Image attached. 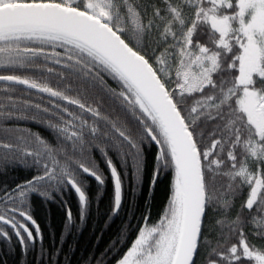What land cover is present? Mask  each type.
Masks as SVG:
<instances>
[{"label":"snow or ice","instance_id":"snow-or-ice-1","mask_svg":"<svg viewBox=\"0 0 264 264\" xmlns=\"http://www.w3.org/2000/svg\"><path fill=\"white\" fill-rule=\"evenodd\" d=\"M145 142L168 198L116 264H264V0H0V167L38 166L0 224L31 239L28 190L83 203L98 159Z\"/></svg>","mask_w":264,"mask_h":264},{"label":"trees","instance_id":"trees-1","mask_svg":"<svg viewBox=\"0 0 264 264\" xmlns=\"http://www.w3.org/2000/svg\"><path fill=\"white\" fill-rule=\"evenodd\" d=\"M250 15L251 10H247L245 22ZM23 126L48 134L34 124ZM109 158L120 182L119 204L112 168L103 158L97 161L102 180L87 174L79 179L83 203L74 188L63 182L48 188L47 196L28 190L19 203L35 222V226L29 225L32 238L23 234L21 242L12 228L0 224V230L8 234H0V264H115L145 217L149 225L158 222L168 198L172 170L157 163L156 149L147 142L138 153L113 151ZM37 174L38 166L31 160L0 167V194L15 190Z\"/></svg>","mask_w":264,"mask_h":264},{"label":"water","instance_id":"water-1","mask_svg":"<svg viewBox=\"0 0 264 264\" xmlns=\"http://www.w3.org/2000/svg\"><path fill=\"white\" fill-rule=\"evenodd\" d=\"M114 179V186H115V196H116V184L117 182H119V179H118V176L116 175L115 177H113ZM119 185H120V182H119ZM74 190L76 191V189L74 188ZM121 190V188H120ZM77 192V191H76ZM80 196V195H79Z\"/></svg>","mask_w":264,"mask_h":264},{"label":"rangeland","instance_id":"rangeland-1","mask_svg":"<svg viewBox=\"0 0 264 264\" xmlns=\"http://www.w3.org/2000/svg\"><path fill=\"white\" fill-rule=\"evenodd\" d=\"M150 226H154V224H151ZM116 264V263H115Z\"/></svg>","mask_w":264,"mask_h":264}]
</instances>
